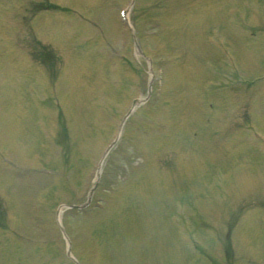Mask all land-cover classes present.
<instances>
[{"label": "rangeland", "instance_id": "1", "mask_svg": "<svg viewBox=\"0 0 264 264\" xmlns=\"http://www.w3.org/2000/svg\"><path fill=\"white\" fill-rule=\"evenodd\" d=\"M22 1L0 0V21L5 19V22H8L10 16L20 13L17 5ZM32 1L30 7L34 12L47 6L40 0H27L25 3H31ZM47 1L59 2L58 4L64 8L67 7L73 10L65 11L61 9L63 12L57 11L56 14L63 17L64 28L69 26V32L72 35L74 33L82 37H89V41L87 37V42H82V46L85 48H82L83 51L80 48H74L75 38H71L72 41L70 42L68 41L70 39H68L66 43H69V49L72 52L74 50L77 52L75 54L70 51L67 56L62 53L63 59L61 58V61H58L56 69L53 70L54 73L56 71V78L61 77L64 81L69 77V79H72L70 83L72 81L74 83L69 89H67L68 85L65 83V86L61 89V93H66L63 100L65 99V106H67L63 107L65 110L63 111L62 121L66 124L65 126L70 135L76 138V143L70 141L72 145L69 146L67 150L68 157L65 158L67 170H73L72 181L67 185H63L59 180L52 181L51 178H46L44 185L48 183L46 185L48 188L40 190V185L37 184L49 176H44L37 171L28 172L31 165L33 166V156L26 157L25 154L19 152L20 150L16 152L15 148L18 143L16 142L17 136L14 134L16 131L13 125L8 130L0 131V142L3 145L0 144L5 145L6 151L12 148L11 151L17 153V157L12 156L11 160L5 159L8 164H1V169L6 170L7 175L11 178V183L7 182L0 190L1 195H3V199H0V228H4V234L8 238L5 239L0 235V264H43L47 258L51 259L53 257H56V259H52V263L58 264L57 261H59L65 264L60 250V245L62 246L59 238L60 232L56 228L54 213L51 209L54 206L56 207L58 203L84 202L86 200V188L78 189L81 178L77 176L76 170L83 166H81L84 154L81 150L83 142L86 143V139L94 138L93 134L96 135V131L93 129V125L96 123L95 119L98 123L101 116V113L92 108L90 103L92 100L100 103L103 97L100 95L102 92L105 93L107 103L110 105L113 104L110 99L112 97L115 98L116 103L122 101L117 104L115 112L124 110L129 103L126 99L127 94L125 92L123 94V91L117 85L112 87L114 91L111 89L109 85H111L112 76L109 78L107 74V63L112 48L119 51L117 53L120 54L121 50L125 49L126 44L129 43L126 30L125 38L122 36V32H124L122 28L125 29V27L122 26L119 16L121 8L125 7L128 0H110V3H106V0ZM247 1H250L247 7L248 10H243V7H240L243 3H236L232 0L136 1L135 7L137 9L133 12V16L137 18L141 27L140 32L147 52L157 58H160V54L164 58H172L173 63H178V65L172 69L165 68L166 78L168 77L165 84H168V86L166 91L164 90L165 94L162 99L160 101L153 100L151 104H148L143 110L141 109L143 112L138 111L130 122L131 127H126L121 144H119L120 147L117 153L126 148L127 150L131 149L135 141L141 140L137 143L136 153L132 152L131 154L132 169H130L133 172L134 167L138 171L133 162H137V158L143 155V152H141V149H143L145 154L147 152L150 160L142 168L140 175L133 176L127 172V177L130 180L127 185L120 184L116 192L108 193L104 191L105 189L99 190V197H103L105 193H108L104 200L106 209L103 211L79 215L77 213L72 214L70 210L62 212L63 220L70 221V227L68 228L75 240L74 250L83 264H230L219 249V242H223V235L229 225L228 213H225L226 211L222 208L231 203L236 205L237 201L239 202H237L236 214L233 213L231 217L233 220H236L237 217L240 219L242 224L240 231H242L243 237L246 238L241 239L240 246L246 250L250 249L251 252L240 256L243 258L240 264H264L261 259H264V227L255 228L252 224L253 221L256 223V220H262L264 216L262 211L264 209V174L260 172L262 168L264 169V162L261 161L258 150H253V153L233 150L235 154L230 155V159L233 156L244 157V163L239 166L238 171L234 169L233 175L227 176L229 180L226 182L228 184L227 190L238 194V200L232 201L231 199L228 202V196L222 195L223 191L217 190V193H213L216 203L225 197V201L227 200L224 201L223 205L225 206L223 207L217 203L219 210L216 206H211L212 201L210 200L197 199L195 202L190 201L191 190L194 193L198 194L199 192L205 197H210L206 195L210 188L209 184H205L203 182L205 179H202L201 175H197L202 171L200 155H211L212 158L213 156H221L224 159L222 156L224 145L231 142L234 144L236 142V144L238 142L243 143L242 138H246L245 142L255 145L253 140L251 142V132L244 130L242 127V123L249 121L246 116L247 110L254 109L255 115L251 119L255 121L259 132L264 134V86L258 88L256 84L248 85V77L253 75L245 72L259 73L260 69L253 63L250 65L242 64L241 60V58H247V56L241 54L245 52L248 54L249 60L253 58L258 63L263 60L262 64H264V59H262L264 57V43L258 46L260 38H247L243 35L244 32H236V30L242 28L250 30L256 26L260 28V24L264 25V15H262L264 14V0ZM12 3L14 4L11 5ZM13 7H15L14 10H12ZM239 9L240 13L237 14ZM231 11H235V13ZM49 13L53 14L48 11L47 15ZM36 15L34 13L30 18L36 17ZM129 17L131 18V15ZM145 18L148 19L144 21ZM42 19L43 16L36 17L35 26ZM52 19L55 22L59 20L53 17ZM231 20H234V23ZM55 25L57 27V24ZM225 25H228L230 30L233 29L231 30L232 33L243 38V42L237 46V43H234V35L232 36L233 40L228 35L231 43H234L232 44L234 50H231L230 53L238 54L239 65L237 67H240L243 71L245 70L244 73L240 72L244 74L243 76L236 74L235 70H228L230 66L224 64L225 59L220 61L219 56L214 51L215 48L213 49L207 39H204L206 34H211L212 30L218 26L223 28ZM245 32L250 35L252 31ZM10 37L14 40L13 35ZM6 41V39H3L0 42L3 45L2 48L6 46ZM15 42H17V39H15L14 44ZM10 49H1L0 46V58L11 55ZM95 51L101 55L96 58L100 59L99 61L96 59L91 60L96 55ZM69 55L73 56V59L68 57ZM113 56L111 53L112 58ZM119 56L122 57L124 54ZM213 62L217 64V70L211 71L209 65ZM230 62L232 63V59ZM231 66L234 67L235 65ZM2 71L3 68L0 65V72ZM215 71H219V73H215ZM231 72H235L232 83H242L245 86L232 89L226 88L230 92L227 90L223 92L227 97L232 95L237 100L236 105L233 104L230 108L233 111L232 116H228L229 119L227 118V121L220 124L221 127L218 125L216 128H212V132H217L213 136V141L215 145H222V149L219 155L210 154L208 147L211 145L209 143L211 138H206V142L202 144L203 150L200 153L198 148L204 140V132L199 131L201 129L205 132L211 131L210 128L206 130L204 121L217 111L219 106L217 103L220 97L215 94L221 93V91L213 93L214 97L209 98V96H206L205 99L203 91H207L209 86H205L203 90L202 86L204 87L206 84L205 81H211V79L222 76L226 77L232 74ZM262 73L263 71L259 74ZM125 74L124 71L121 75L119 73L121 77L120 84L123 83L124 90H130L132 93L133 86L129 83L132 82L133 77L126 78ZM148 78V76L142 75L141 81L148 80ZM15 82V85H17L15 87L8 84V86L3 85L1 92L5 93V97L14 102V106L19 105L23 110L25 103L21 98H14L15 95H19L14 92V89L19 86L22 89V83ZM202 83L204 84L202 85ZM215 84L218 87L219 83L216 82ZM257 85L260 84L257 83ZM6 102L8 101L1 103ZM92 105L94 104L92 103ZM8 109L5 106L0 107V129L2 123H5L2 117L6 118L9 114ZM223 111L216 112L214 117L219 116ZM24 113L26 114L25 111ZM31 120L34 122V116ZM97 123L94 125L95 129ZM50 127L52 134H57V130L60 131L61 129V126L57 127V124L53 121H51ZM91 129H93V134ZM134 129L137 130L136 133ZM29 131L30 126L27 124L26 133ZM8 134L10 137H8ZM102 137H107L105 129L102 130ZM10 144L12 147H10ZM94 144L93 147L100 148L104 143L100 137H97ZM19 153L23 155V160L19 157ZM52 153L54 154V150H52ZM75 156L78 158L77 162H75ZM251 158L255 159V163L258 164L260 169L255 170V175L252 174L254 172L252 171L253 167L250 168L248 164ZM240 161H243V158H240ZM125 162L119 163L114 160L109 162L106 166L107 172L105 173L103 188L112 185L117 180L116 174L123 171L122 166L125 165ZM41 163L58 169L65 167L59 159L48 161L38 158L35 160L37 166H40ZM165 166H168V168ZM145 167L146 172H144ZM46 172L48 173V171ZM182 173L184 177H182ZM215 184L218 185L219 181ZM71 189L73 191L78 189V191L71 193L73 192ZM213 191L216 192V189ZM241 195L244 197L240 200ZM32 203L35 206L32 207ZM46 203L50 204L47 207L52 213L47 212L46 207H43ZM29 207L31 209L36 208L37 212L27 216L30 214L28 212ZM234 208L236 207L233 206ZM185 209H188V211ZM185 216L192 220L186 222L190 225V229H186L185 226L184 229L180 227ZM177 223L179 228L176 227ZM7 224L18 230L19 235L17 238L14 239L16 235H13L16 232L15 229L10 228V232L5 228ZM66 225H68V221H66ZM237 228L239 227L236 225L235 232L238 231ZM154 231L157 232L155 238ZM30 237L38 241H51L52 243H49L50 245L41 244L39 247L33 248L31 244L21 241L23 240L21 238L30 240ZM5 246L8 247L5 248L7 254L3 249ZM8 254L10 255L8 256ZM57 257L60 259L57 260Z\"/></svg>", "mask_w": 264, "mask_h": 264}]
</instances>
